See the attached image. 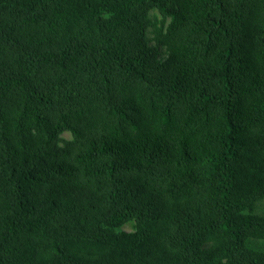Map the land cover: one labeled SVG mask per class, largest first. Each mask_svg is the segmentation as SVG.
Wrapping results in <instances>:
<instances>
[{"label":"trees","instance_id":"1","mask_svg":"<svg viewBox=\"0 0 264 264\" xmlns=\"http://www.w3.org/2000/svg\"><path fill=\"white\" fill-rule=\"evenodd\" d=\"M0 264H264V0H0Z\"/></svg>","mask_w":264,"mask_h":264},{"label":"rangeland","instance_id":"2","mask_svg":"<svg viewBox=\"0 0 264 264\" xmlns=\"http://www.w3.org/2000/svg\"><path fill=\"white\" fill-rule=\"evenodd\" d=\"M63 138H64L65 140H70V139H71V135H70L69 133H65V134L63 135ZM123 229H124L125 231L130 232V231L133 230V225H132V224H126V225L123 227Z\"/></svg>","mask_w":264,"mask_h":264}]
</instances>
